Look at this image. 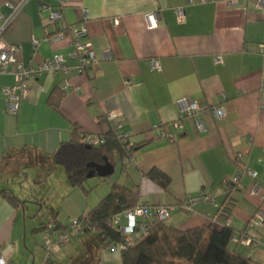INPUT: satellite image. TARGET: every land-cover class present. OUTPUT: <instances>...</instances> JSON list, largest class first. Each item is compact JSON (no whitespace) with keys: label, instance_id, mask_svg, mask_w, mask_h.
Listing matches in <instances>:
<instances>
[{"label":"crops","instance_id":"0c3cea01","mask_svg":"<svg viewBox=\"0 0 264 264\" xmlns=\"http://www.w3.org/2000/svg\"><path fill=\"white\" fill-rule=\"evenodd\" d=\"M260 3L0 0V16L11 14L9 5L22 4L2 36L7 44L21 47L20 65L40 64L55 53L63 55L68 65L75 64L66 58L70 38L44 40L73 25L85 27L83 41L91 44L97 60L85 75L71 71V88L65 92L60 74L32 80L15 116L8 113L1 94L3 87L15 84L14 77L0 74V193L7 191L24 203L13 207L0 195V249L6 260L40 264L42 238L33 235L54 219L65 226L85 215L117 183L134 188L139 202L148 206H177L206 192L213 203H196L189 214L174 211L166 225L180 231L207 226L219 230L229 221L238 235L258 241L253 250L238 244L237 251L264 264V189L250 196L253 181L248 176L241 177V190L234 191L227 183L239 169L233 162L237 154L257 174V182H264V7ZM178 8L184 11L182 23L175 15ZM54 14L58 18L50 22ZM148 15L156 16L155 28H148ZM33 40L39 42L35 53ZM215 58L221 62L215 63ZM183 99L205 110L196 116L205 131L197 132L193 120L184 118L176 143L162 139L157 127L185 114ZM215 105L226 110L221 120L206 111ZM110 113L118 115L121 131L131 136L133 162L123 172L116 162L112 176L88 181L89 192L98 191L93 199L85 198L49 155L71 139L75 128L80 135L105 136ZM153 169L169 178L165 190L146 177ZM20 178L30 181L37 196L19 195L12 185ZM52 186L61 190L55 203ZM257 213L262 221L251 227ZM37 218H43L38 225ZM57 260L120 264V254H103L86 234L53 256L51 263Z\"/></svg>","mask_w":264,"mask_h":264},{"label":"built area","instance_id":"2783aa9c","mask_svg":"<svg viewBox=\"0 0 264 264\" xmlns=\"http://www.w3.org/2000/svg\"><path fill=\"white\" fill-rule=\"evenodd\" d=\"M210 0H199L200 3L208 2ZM261 6L264 7V0H261ZM22 4L9 5L12 12L9 16H0V74H11L14 77L15 84L9 87H3L1 94L5 98L6 109L8 113L15 116L19 110L21 100L26 96L29 84L32 80L42 77L44 75L55 76L60 74L62 76L61 90L63 92L68 91L71 87L68 82V75L73 71L76 75L82 76L87 74L97 60L92 50L91 44L87 41H83L86 37V29L83 25H73L61 29L52 37L44 40L50 42H56L63 40L64 38H70V49L66 55V58L73 61L75 64L72 66L66 63L65 57L59 53L53 54L49 59H46L40 64H30L26 67L20 65L18 56L21 52L19 45L7 44L2 36L8 27L11 25L15 15L19 12ZM83 20L86 19L85 11L83 12ZM175 15L179 23H182L185 19L184 11L182 8L175 10ZM57 16L54 14L50 18V22L57 20ZM147 19L151 21L148 25L149 29L155 28L156 16L148 15ZM39 42L32 41V49L35 53L38 50ZM220 58H215V63H220ZM155 68H158L156 63H153ZM264 87V80H263ZM185 103V114L178 117V119L166 126H158L157 131L159 137L167 141L176 143L179 140V131L182 129V120L184 118L192 119L197 132H204L205 128L200 119L196 116L199 113L204 112L203 109L196 102H187V100H181ZM209 108V109H208ZM206 109L211 115L221 120L225 117L226 110L221 105L210 106ZM118 115L110 113L106 116L107 121L116 133L118 140L125 143L130 135L121 131V123L118 119ZM83 143L90 147H98L104 144V139L100 136L87 135L83 138ZM133 162V154L130 155L123 162V166L129 165ZM233 162L238 166V171L235 176L227 182L232 186L234 191L241 190L242 186L240 179L242 176H248L253 182L248 189L250 196L258 195L261 188L264 189V182H257V174L243 165L242 155L237 154L233 158ZM213 203V198L204 191H201L196 197H189L180 202L177 206L159 205V206H148L145 204L136 205L134 208L121 212L114 215L109 225L118 229V231L124 236L125 244L128 246L132 243L134 238L139 235H146L147 226L146 223L150 219H156L158 221L167 222L171 214L174 211H181L185 214H189L193 211V205L196 203ZM85 218H75L69 221L67 225L58 229L59 224L49 223L42 231V242L41 248L44 251L45 258L43 264L52 260L58 252L69 245L75 238L86 235L87 226ZM262 221V216L257 213L250 221V226H258ZM227 226H230L229 221ZM94 233V230H91ZM234 243L241 244L245 247H250L252 250L255 249L258 241L251 239L250 237L242 236L239 240L237 237L233 238ZM122 245L113 244L109 241H105L101 249L103 254L107 253H120ZM0 264H14L9 262L2 255L0 249Z\"/></svg>","mask_w":264,"mask_h":264},{"label":"trees","instance_id":"16d2710c","mask_svg":"<svg viewBox=\"0 0 264 264\" xmlns=\"http://www.w3.org/2000/svg\"><path fill=\"white\" fill-rule=\"evenodd\" d=\"M85 136L87 135H80L78 129H73L71 139L60 144L49 158L55 166L63 168L71 187L88 194L84 188L85 182L98 178L94 166L106 163L115 168L116 162H119L123 172L125 166L122 164L133 154L135 147L130 141L131 136L125 143L118 140L111 126L107 134L102 136L104 144L101 146H87L83 143ZM146 177L163 190L170 183L169 178L156 169L149 171ZM230 187L232 188L231 185ZM0 195L13 207L24 205L7 191H2ZM139 204L142 203L139 202L138 191L114 183L109 193L93 209L79 217L85 218L86 233L93 237L99 248L102 249L105 241L122 245L120 264H257L237 251L238 243H234L233 238L237 237L239 240L243 235H238L227 225L219 230L207 226L180 231L167 226L166 222L150 219L146 223V235L137 236L127 246L124 236L118 229L110 226L109 222L114 215ZM52 222L59 224L58 229L64 227L55 219L49 223ZM46 225L40 229L43 231ZM44 264L52 263L50 260Z\"/></svg>","mask_w":264,"mask_h":264},{"label":"rangeland","instance_id":"374dc122","mask_svg":"<svg viewBox=\"0 0 264 264\" xmlns=\"http://www.w3.org/2000/svg\"><path fill=\"white\" fill-rule=\"evenodd\" d=\"M11 177V176H10ZM14 178V177H13ZM96 180V181H98L97 179L98 178H92V179H90V180H87L86 182H85V184H84V188H85V190L86 191H88V194H84L83 193V196L85 197V198H89V199H93V197L96 195V193H97V191H98V188H96L95 190H91L90 192H89V189H88V187H87V185H86V183H88V181H91V180ZM14 180V179H13ZM55 183H58V181L57 180H55ZM57 185H59V184H57ZM86 185V186H85ZM13 187H14V189L15 190H17V192L19 193V195H24V196H30V195H33L34 197L35 196H37V193H33V191L30 189V181H28V180H25L24 178H20V179H18V181H17V184L15 185H12ZM17 187V189H16V187ZM53 186H54V184H53ZM51 187V189H52V191H51V193L54 195V198L55 199H53V202L55 203V201H56V199L57 200H59L60 198H61V193H60V191L61 190H56L54 187ZM80 190V189H79ZM42 195V194H41ZM43 220V218H41V219H39V218H37L36 219V225H38L41 221ZM64 220H69V218H65ZM30 233V232H29ZM33 236H38V239L40 238V241H41V238L43 237L42 236V233H35ZM24 247V246H23ZM40 248H41V246H40ZM41 250H42V248H41ZM42 256H41V259H40V264H41V262L43 263V261H44V258H45V254H44V251L42 250ZM55 264H65V263H61L60 261H58L57 260V263H55ZM106 264H118V263H113V262H111V263H106Z\"/></svg>","mask_w":264,"mask_h":264},{"label":"water","instance_id":"95a60500","mask_svg":"<svg viewBox=\"0 0 264 264\" xmlns=\"http://www.w3.org/2000/svg\"><path fill=\"white\" fill-rule=\"evenodd\" d=\"M94 168L98 178L104 179L112 176L114 173V168L106 163L104 165H95ZM88 178H91V176Z\"/></svg>","mask_w":264,"mask_h":264}]
</instances>
